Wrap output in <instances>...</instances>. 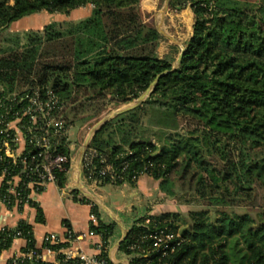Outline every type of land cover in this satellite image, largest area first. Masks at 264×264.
<instances>
[{"label":"trees","instance_id":"trees-1","mask_svg":"<svg viewBox=\"0 0 264 264\" xmlns=\"http://www.w3.org/2000/svg\"><path fill=\"white\" fill-rule=\"evenodd\" d=\"M140 4L141 0H0V119L20 117L28 139L29 118L24 113L30 106L28 97L38 91L44 103L57 100L52 115L72 127L96 119L109 105L135 102L164 74L140 105L93 136L90 147L99 157L117 170L127 163L125 180L104 178L100 185L135 186L139 179L132 176L143 173L141 177L158 182L166 198L189 196L187 202L201 210L189 213L182 231L178 214L172 212L149 215V223L147 215L135 220L120 252L130 264H264V0H171L170 11L190 6L194 15L177 69L182 47L144 21ZM86 7L92 8L90 16L78 22L51 23L43 30L5 36L25 17L44 11L69 15ZM163 42L166 49L161 53ZM68 111L74 120H69ZM143 126L138 135L136 130ZM114 128H127L118 142L109 133ZM50 151L69 159L68 171L55 172L62 188L71 169L69 139L53 143ZM38 153L27 142L23 158L32 167L31 157ZM36 159L35 164L43 161ZM21 161L13 162L0 151V175L7 171L0 198H9L10 209L16 198L8 193L9 182L20 176L16 189L27 197V185L34 181ZM95 166L101 178L98 159ZM73 195L91 203L78 190ZM92 205L98 225L90 229L102 238L100 256L109 261L106 247L115 224L102 223L99 208ZM30 206L43 222L37 203L30 201ZM166 227L179 234L181 243L173 242L174 252L163 257L152 248V237ZM19 232L27 241L23 254L42 253L32 226L24 221L0 232V253L11 247ZM44 247L59 252L53 262L34 256L17 263L79 264L60 252L70 247L69 242ZM143 251L149 255L144 257Z\"/></svg>","mask_w":264,"mask_h":264},{"label":"crops","instance_id":"crops-1","mask_svg":"<svg viewBox=\"0 0 264 264\" xmlns=\"http://www.w3.org/2000/svg\"><path fill=\"white\" fill-rule=\"evenodd\" d=\"M143 1L148 0H141L140 8ZM190 11L194 24V15L191 7ZM169 41L176 42L181 47L183 46V41H177L175 38H170ZM24 146V141L21 140L19 143L20 151L24 149ZM69 150L72 156L70 145ZM79 184L78 166H74L72 162V168L66 183L67 189L70 190L69 193H66L67 195L55 183L48 184L43 193L33 195L43 213L44 221L41 223L37 221L38 211L36 208L26 206L22 210H9L0 200V229L4 226L16 228L20 222L24 221L32 226L36 247L41 249L43 253H45V236L56 234L62 243L69 242L70 246L80 248L89 255L100 256L103 252V242L99 235L75 240L69 238L68 234V231H71L75 237H78L90 232L92 225L90 217L93 214L92 204H94L99 208V217L102 223L107 225L115 224L114 233L109 240V245L106 247L109 261L113 264H130L128 257L120 252L119 247L134 221L146 215L174 213L169 208V201L161 198L162 193L159 190L158 182L148 176L141 177L135 186H131L128 183L120 186L115 185L118 188L117 194L108 190L105 187L107 186L106 184H85L81 176V184L90 195L89 199L92 204L80 201L81 195L75 199L73 192L74 190L80 191ZM2 185L3 180L0 178V190ZM82 195L85 196L83 193ZM25 247V240H14L11 247L0 254V264H14L13 259L20 257ZM44 260L53 262L55 256L45 253Z\"/></svg>","mask_w":264,"mask_h":264},{"label":"built area","instance_id":"built-area-1","mask_svg":"<svg viewBox=\"0 0 264 264\" xmlns=\"http://www.w3.org/2000/svg\"><path fill=\"white\" fill-rule=\"evenodd\" d=\"M28 98L30 106L24 113L25 116H28L29 118V126L26 129V132L30 134V137H28V139L27 136L23 133L20 117H16L11 121H7V117H2L0 119V125L3 126V128L0 130V135H2V140L0 142V151L3 152L4 155L13 162H16L18 158H22L21 163L25 166L26 169H28V174L31 173V176L34 177V181H31L27 185V189L30 192L27 197H23L17 192L16 188L21 182L20 176L15 177L12 182H9L10 187L8 189V193L12 196H15L16 198L13 207L11 209L8 207L10 205L9 198H0L1 202L9 210H20L21 208L24 209V207L30 206V201L37 203L36 200L33 198V195H39L43 193L38 192L39 188H43L45 190L48 184H56V171H68L66 167V164L69 161L68 156L62 153L54 154L50 151L53 147V143L58 144L64 139H69V132L71 129V126H69L62 117H55L52 115L53 106L57 104V100L52 97L49 102L44 103L39 98L38 91L35 93L34 97ZM12 132H14L15 134L13 135ZM21 140H23L25 144L24 149L22 151H20L19 148V143ZM27 142L30 145H34L35 148L39 150L37 157L42 158L43 160L41 163L35 164L37 157L32 156V167L28 165V160L26 158H23ZM96 159H98L100 164H102V168L98 171V174L101 178L97 177V171L95 166ZM122 166L123 167L121 170H117L112 163H109L105 158L99 157L96 149L89 147L86 150L82 159V180H84L85 184L87 183L93 185H99L101 182H103L102 180H104V178H109L111 182H115L117 180H125L126 177L123 173L126 170L127 163L124 162ZM142 175L143 173H136L132 176V179L137 181ZM6 176L7 171L4 170L0 175V178H2L3 183L5 182ZM61 189L64 194L69 193L70 191L67 189L66 185ZM148 216L149 215H147L146 217L147 223L150 222ZM90 220L92 225H98V218L95 214L91 215ZM6 228L9 227H2L0 229V232L4 231ZM68 234L69 238L75 240H81L85 239L86 237H93L96 235L92 230H90L88 234H84L78 237H75L71 233V231H68ZM21 236L22 235L20 232L17 233L16 239H23L26 241V239ZM152 238V248L157 250L163 257L168 255L169 253L174 252L175 246L173 245V242L177 241L176 245H179L181 243V241H178L179 234L172 232L167 227L164 229L157 230V232L153 235ZM60 242V238L56 234H48L45 236L44 239V245H56ZM131 249H133V247ZM44 252L48 255L54 256L59 253L58 251H54L49 247H44ZM60 252L66 256V259L76 260L79 262V264H113L101 256L89 255L82 249L72 246L61 249ZM45 253L42 252L41 254H39L38 252L33 251L28 254H22L20 257L14 258L13 263L19 264L17 263L18 259H32L34 256L38 257L43 261H46L44 260ZM148 253L149 252L143 251V256L147 257L149 255Z\"/></svg>","mask_w":264,"mask_h":264},{"label":"rangeland","instance_id":"rangeland-1","mask_svg":"<svg viewBox=\"0 0 264 264\" xmlns=\"http://www.w3.org/2000/svg\"><path fill=\"white\" fill-rule=\"evenodd\" d=\"M166 0H148L143 1L141 5V12L142 17L145 22L153 23L157 27H159L166 35L168 39L175 38L177 41H184L189 37L192 32V24H193V16L190 11V6L186 7L182 12H173L168 9L167 13L163 16L162 10L164 7ZM251 2H259L261 0H247ZM91 7L81 8L73 11L69 15H65L63 13L54 12H41L29 17H25L15 23H13L10 28L6 31L5 36H9L12 34H23L28 31H37L43 30L44 27L51 23H75L82 19L87 18L90 16ZM166 49V44L163 42L160 47L159 51L163 53ZM131 104V103H130ZM129 104L123 106H115L114 104L109 105L106 107L105 110L98 116L96 119H93L86 123L76 122L70 129L69 132V145L72 151V162L74 166H78V157L83 147L85 140L87 139L89 133L91 132L92 128L103 118L107 117L108 115L112 114L113 112L127 106ZM69 113V120H74V114L71 112ZM86 115V114H85ZM144 129L143 127H138L136 133H139ZM127 128H120V129H111L109 131L111 138L115 139V142L121 140ZM108 133V134H109ZM90 147V146H89ZM105 186L108 190L112 193H118V188L112 184H106ZM162 199H167L170 204V209L178 214V224L180 226L179 231H182L187 224L189 223L188 217L191 211H198L201 210V207H198L195 203L190 204L187 202L190 200V197L187 196L186 198H182L179 196L176 199L166 198L164 195L161 197ZM243 212L244 209L238 210Z\"/></svg>","mask_w":264,"mask_h":264},{"label":"water","instance_id":"water-1","mask_svg":"<svg viewBox=\"0 0 264 264\" xmlns=\"http://www.w3.org/2000/svg\"><path fill=\"white\" fill-rule=\"evenodd\" d=\"M170 1L171 0H166L165 1V4H164V7H163V10H162V15L164 16L168 9H169V4H170ZM158 29L162 32V34L166 35L159 27ZM183 53H184V48L182 46V52L178 58V61L174 67V69H177L178 66L180 65V62H181V59L183 57ZM164 75V74H162ZM158 76L156 78V80L153 82V84L150 86V88L145 92L143 93L139 98L138 100H136L135 102L113 112L112 114L108 115L107 117L103 118L102 120H100L91 130V132L89 133L87 139L85 140L84 144H83V147L81 148V151H80V154H79V157H78V171H79V190L85 194V196H87L88 198H90V195L84 190L82 184H81V174H82V159H83V156L86 152V150L89 148L90 146V143L92 141V138L93 136L97 133V131L102 128L105 124H107L109 121H111L112 119H114L115 117L123 114V113H126L132 109H134L135 107H137L138 105H140L150 94L151 92L153 91V88L155 87V85L158 83L160 77L162 76ZM127 236V234H125L123 240L125 239V237Z\"/></svg>","mask_w":264,"mask_h":264}]
</instances>
